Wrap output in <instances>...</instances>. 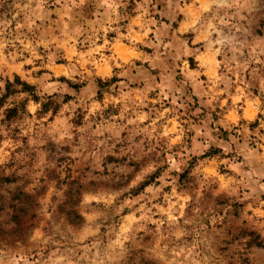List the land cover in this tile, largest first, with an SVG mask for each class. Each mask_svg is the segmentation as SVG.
I'll return each instance as SVG.
<instances>
[{
  "label": "rangeland",
  "instance_id": "obj_1",
  "mask_svg": "<svg viewBox=\"0 0 264 264\" xmlns=\"http://www.w3.org/2000/svg\"><path fill=\"white\" fill-rule=\"evenodd\" d=\"M16 78L0 264H264V0H0Z\"/></svg>",
  "mask_w": 264,
  "mask_h": 264
},
{
  "label": "trees",
  "instance_id": "obj_2",
  "mask_svg": "<svg viewBox=\"0 0 264 264\" xmlns=\"http://www.w3.org/2000/svg\"><path fill=\"white\" fill-rule=\"evenodd\" d=\"M16 84H19L22 86V89L23 91H30L32 90L33 88L30 87L28 84L24 83V82H21L19 78H16L15 79V82L12 83L10 82L9 80H6V84H5V87H4V94L0 97V108L6 103V100L11 96L13 95L16 91L13 90V87L16 85ZM1 90V88H0ZM17 111L16 108H13V109H9L7 110V117H10L12 114H14L15 112Z\"/></svg>",
  "mask_w": 264,
  "mask_h": 264
}]
</instances>
